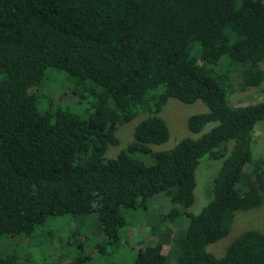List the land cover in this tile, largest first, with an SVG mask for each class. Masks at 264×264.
<instances>
[{
  "label": "trees",
  "instance_id": "16d2710c",
  "mask_svg": "<svg viewBox=\"0 0 264 264\" xmlns=\"http://www.w3.org/2000/svg\"><path fill=\"white\" fill-rule=\"evenodd\" d=\"M52 70L63 74L57 90L75 104L90 96L92 111L39 106ZM252 87L264 93V0H0V238L29 240L50 217L93 212L118 243L124 211L162 194L170 206L148 219L158 239L137 245L134 264H264V229L242 231L220 257L209 247L238 212L264 204V156L253 153L264 98L232 102ZM170 98L208 111L188 118L198 137L155 151L170 138L160 115ZM142 114L133 140L107 158L118 128ZM205 157L220 165L192 213ZM85 248L67 264H86Z\"/></svg>",
  "mask_w": 264,
  "mask_h": 264
},
{
  "label": "rangeland",
  "instance_id": "374dc122",
  "mask_svg": "<svg viewBox=\"0 0 264 264\" xmlns=\"http://www.w3.org/2000/svg\"><path fill=\"white\" fill-rule=\"evenodd\" d=\"M52 71L54 72L47 75L40 89L39 106L43 109L50 104L53 106L62 105L64 108L68 107L73 112L83 116L92 111L90 96L85 99L83 104H75L71 102L73 97L69 92L58 91L57 89L64 85L61 82L63 74L55 72V70ZM263 98L264 93L252 87L244 92L236 93L232 102L236 105H243L261 101ZM206 111H208V108L201 100L194 103H184L176 98H170L160 113L169 126L170 138L162 144H150L149 146L155 151L169 150L182 138L198 137L189 130L188 118L193 114ZM144 116V114L139 115L131 122L118 128L117 136L120 143L108 146L107 158L116 157L118 153L127 147L134 138L136 125ZM254 138V156H264V122H260L256 126ZM137 156L147 163L151 161V157L144 153H139ZM219 165V160L208 159V157L203 159L196 173L198 182L195 189L196 199L188 209L190 212H199L209 201L213 178ZM170 204L167 197L159 194L148 200V207L145 210L124 211L128 225L122 230L121 240L118 243L105 239L97 213L92 212L83 216L66 214L50 217L43 226H40L36 235L31 237L32 239L2 236L0 238V256L15 252L18 257L16 264H67L78 253L77 243L85 242V255L83 252L79 253L84 255L82 258L86 264H134L138 249L137 245L142 242L154 243L158 239L156 235L149 233L151 223L148 219L157 220ZM147 212L148 215L145 214ZM166 227L169 229L172 227V223H168ZM249 228L264 229V204L256 209L238 212L228 236L210 244V250L217 257L224 255L232 240ZM176 230L177 227L173 225L171 228L172 233ZM167 232H165L164 254H167L170 250L169 241L172 233ZM85 239L87 240L85 241ZM62 254L66 255L61 257ZM88 254L89 257H86ZM171 262V259H168L167 264H172Z\"/></svg>",
  "mask_w": 264,
  "mask_h": 264
}]
</instances>
